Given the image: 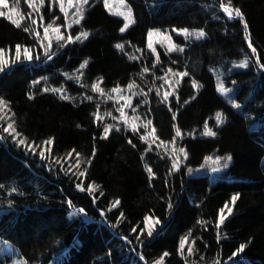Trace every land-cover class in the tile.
I'll list each match as a JSON object with an SVG mask.
<instances>
[{"label":"trees","instance_id":"1","mask_svg":"<svg viewBox=\"0 0 264 264\" xmlns=\"http://www.w3.org/2000/svg\"><path fill=\"white\" fill-rule=\"evenodd\" d=\"M127 1L134 23L125 32L120 31L124 18L103 0H91L68 31L74 38L87 32V39L62 43L66 46H58L51 60L42 56L39 63H17L0 72V99L6 104L0 120V239L13 242L27 264H48L62 253L60 264H264V69L256 61L258 56L264 63V0ZM224 4L239 8L243 20L228 18ZM43 13L51 19L48 7ZM153 28L205 35L186 40L173 33L183 51L158 47L157 60L147 48ZM30 29L0 17V49L20 45L41 53ZM245 57L252 60L248 68L231 70ZM218 68L235 85L240 109L218 92L212 71ZM169 69L188 75L164 102L157 86ZM129 83L144 96L141 113L152 120L160 141L173 142L180 129L174 143L187 158L179 170L172 169L168 154L149 150L138 129L121 127L102 138L105 126L96 119L106 104L101 98ZM8 124L19 139L39 145L36 152L4 133ZM47 140L53 141L51 155L43 162L39 151ZM211 154L231 157L218 176L188 172ZM77 159L80 171L66 174L62 163ZM81 181L83 192L75 187ZM116 200L120 204L113 207ZM225 205L232 207L230 214ZM72 208L84 209L88 218L71 217ZM148 216L160 223L152 237L145 229ZM184 239L191 242L187 256L179 251Z\"/></svg>","mask_w":264,"mask_h":264},{"label":"rangeland","instance_id":"2","mask_svg":"<svg viewBox=\"0 0 264 264\" xmlns=\"http://www.w3.org/2000/svg\"><path fill=\"white\" fill-rule=\"evenodd\" d=\"M91 0H88V3ZM107 8L114 14L120 15L125 19V22L130 26L133 23V12L126 0H104ZM8 7H0V11L5 12V16H11L13 20L19 21V24H26L30 28H32V32L36 38V42H38V45L42 49V52L40 53L37 51V49L29 48L33 54V60L32 61H26L24 60V49L25 46H20L21 49V60L16 61L15 55H16V47L14 49L9 50H3V52L0 55V59H3L8 62L9 65L14 66L17 63H39L41 62V57H45L43 55V48L41 45L43 44L45 47L47 46L48 42H52V48L50 54L56 53V48L60 46L62 43H67V37H68V31L69 28L68 25H72L75 23V20L81 19L83 16L84 11L86 10L87 4L81 3V0H44L43 3H41V0H7ZM226 7L231 8L228 5H225ZM48 7V12L51 15V19L47 20V15L43 13V8ZM54 9H57L55 11ZM223 10V8L221 7ZM33 20L35 23H33ZM60 28V33H57L54 31L55 28ZM48 28V35H44V29ZM177 31H170V30H161V29H155L151 30L152 35L148 38V45L151 44L152 48L155 49V55L158 53V47H163L166 49V51L169 49L178 50L181 47L175 42L173 38V33H177L179 35H182L186 40L200 38L198 37L199 32L201 30H189V34L185 35L182 32V29H176ZM39 33V35H37ZM63 35L65 39L63 41H57L58 35ZM73 40L75 38L73 37ZM147 45V47H148ZM149 50H151L148 47ZM152 51V50H151ZM153 52V51H152ZM37 53H39V59L36 58ZM46 61L48 60L45 58ZM245 59L248 60L249 66L252 63V60L248 57H245L239 61H235L231 64V70L236 69H245L237 67V65L241 64ZM11 67H6V69H9ZM216 76L217 79V90L218 92L226 98V100L231 103L234 107L235 104H238L235 98V85L232 83V85L228 84V80L225 79L228 72L225 69L218 68L212 70ZM163 79L162 82H160V85L157 86V90L159 91L160 95L163 97V93L165 91H168L171 93V95L176 93L177 86L179 84V81L181 77L176 73L175 71L167 72L166 75L161 78ZM223 85L224 88L228 89L229 91L225 94L220 91L221 86ZM120 92L113 93L110 91L109 93H105L104 98H101L102 100H106V104L104 107H102V112L99 114L100 117H102L101 121L104 124V126L112 125V130L116 129L117 127L121 129V127L125 128H132L135 127L139 131L143 132V135H145V123L148 120L146 115H143L141 113V105L142 103L140 101H144V96L139 94V91L136 90V88L133 86L132 89H128V87H122L120 88ZM135 93V95H133ZM131 96V105L132 108H136V112L133 113L132 108L127 107V98ZM100 97V96H99ZM139 99V104L136 103V99ZM111 100V104H108L107 101ZM104 102V100H103ZM240 105V104H239ZM118 108L123 109V114L121 112L117 111ZM236 108V107H235ZM239 108L236 109H240ZM5 114V115H4ZM0 116H3L4 119L6 117V111L5 107L3 108V111H0ZM113 117H116V119H113ZM219 116V120H222ZM2 124V123H0ZM153 128V125H149L147 128V131L150 132ZM211 131L210 129L205 130V134ZM10 134V133H9ZM15 139H17L15 136H13ZM0 138H3L2 134H0ZM156 143L152 144V147H157L158 149L162 150L164 153L168 154L172 159H174L176 156L180 158V166L184 165L186 162L185 159V153L186 150L182 153L179 151L180 147L176 143L173 142H163L160 141L155 133ZM153 137H149L147 140L148 145L151 143ZM163 142V143H161ZM32 146V145H30ZM46 147V146H45ZM43 147V148H45ZM22 149L26 150L27 152L34 153L30 151L29 149L22 146ZM36 152V151H35ZM187 154V153H186ZM45 157L47 159H42L43 162H48L49 160V153L45 151ZM211 157V159H209ZM217 157H226V156H220L217 154H211L209 155L204 164L200 167H197L195 169H192L191 173L193 175H202V174H210L212 176H218L222 171H224L226 168L222 167V165L225 163V161L221 160L220 164H215L213 161L216 160ZM74 163H62V165H66L68 168L69 165H73L71 169L75 171H80L79 166L77 164V160ZM231 160L227 161V164H229ZM213 169H216L213 171ZM79 209L81 208H72L70 212L71 217L81 216L84 218H88V215L86 211L84 210L83 213L79 212ZM228 209L232 210L231 206H228L226 209V213H229ZM230 214V213H229ZM149 217V216H148ZM151 217V216H150ZM152 218V227H153V233L156 232L160 226V223H156L158 219ZM146 231H148V224L146 222ZM185 247L182 251L184 255L187 256L189 254L188 248L191 247V242L188 239H184ZM65 253L57 255L49 264H60L63 260ZM0 264H27L26 259L22 256L21 251L19 248H17L12 242L8 240H1L0 241ZM156 264H161V262H157Z\"/></svg>","mask_w":264,"mask_h":264},{"label":"snow or ice","instance_id":"3","mask_svg":"<svg viewBox=\"0 0 264 264\" xmlns=\"http://www.w3.org/2000/svg\"><path fill=\"white\" fill-rule=\"evenodd\" d=\"M43 2H44V0H41V3H43ZM230 2H231V0H229V3H230ZM81 3H83V4H87V3H88V0H81ZM61 4H62V0H61ZM0 7H4V8L8 7L7 0H0ZM221 7L223 8V12L227 14V17H228V18H240L241 20H243V14L241 13V11H240L239 8L230 9L229 7H226V6H224V5H221ZM3 16H5V12L0 11V17H3ZM8 19H9L14 25H16L17 27L20 26L19 21H17V20H13L11 16H8ZM81 19H82V17H81ZM33 23H35L34 20H33ZM75 23H76V24H79V23H80V19L75 20ZM242 26H243L244 31L247 32L248 24H247L246 21L243 23ZM68 27H71V25H68ZM128 27H129V25H128L127 23H125V24L123 25V27L120 28V31H121V32H124ZM24 31H28V29L25 28ZM54 31L57 32V33H60V28L57 27V28L54 29ZM173 31H177V30H176V29H173ZM182 32H183L185 35H188V34H189V30H188L187 28L182 29ZM37 35H39V33H37ZM44 35H45V36L48 35V28H45V29H44ZM151 35H152V33L149 32V33H148V36L150 37ZM204 35H205V33H204L203 31H201V32H199L198 37H203ZM87 37H88V33H87V32H80V33L75 37V40H76V41H79V40H81V38L87 39ZM64 39H65V37H64L62 34H61V35H58V37H57V41H58V42H59V41H63ZM71 42H73V37H72V35H68V37H67V43H71ZM60 46L63 47V46H66V45H60ZM41 47L43 48V55H44L48 60H51V59L53 58V55H54V53L50 54V52H51V48H52V42L49 41L46 47L42 44ZM115 47H116L117 49H122V48L124 47V45H123V44H117V45H115ZM148 47L153 51V53H155V49L152 48L151 44H149ZM248 48L251 50L252 53H256V52H257V49H256L255 47H253L251 40L248 41ZM172 50H173V49H169V51H172ZM179 50H180V51H183V48H180ZM2 52H3V50L0 49V53H2ZM36 58L39 59V53H37ZM156 59L159 60V56H158V55H157ZM15 60H16V61H20V60H21V49H20V45H17V46H16ZM24 60L29 61V62L33 60V54H32V52H31V50H30L29 48H27V47H25V49H24ZM256 61H257L258 65H259V67H260L261 69H264V63H259V57H258V56L256 57ZM84 63L86 64L87 61H85ZM6 67H11V65H9L7 61H5V60H3V59H0V72L5 71V70H6ZM83 67H84V64L81 65V68H83ZM237 67H240V68H248V67H249V62H248V60L245 59L241 64L237 65ZM148 71H149L148 68H144V69H143V72H145V73H147ZM168 71L171 72V69H169ZM178 75H179L180 77H185V76L188 75V73H187V72H179ZM36 83H39V81H37ZM193 85H195V81H193ZM127 87H128V89H132V88H133V84H132V83H129ZM93 90H94V91L101 92V94H102V89L99 88L98 84H94V85H93ZM43 91H44V92H48L49 89H48L47 87H45V88L43 89ZM52 91L57 92V91H59V89H52ZM111 91H112L113 93H116V92H120L121 89H120L119 87H115V88L111 89ZM220 91H221L222 93H225V94H226L229 90L226 89V88H224L223 85H222L221 88H220ZM133 95H135V93H133ZM145 95H146V94H145ZM157 95H160L159 91H157ZM170 95H171L170 92L165 91V92L163 93V98H162L163 101H164V102H167L168 97H169ZM63 98H64V99H67V97H63ZM88 99L91 100V97L89 96ZM4 107H6L5 101L2 100V99H0V111H3V108H4ZM127 107L132 108V105H131V96H129V97L127 98ZM235 107H236V108H239L240 105H239V104H235ZM117 111H119V112H121V114H123V109H122V108H118ZM132 111H133V113H135V112H136V108H132ZM173 118L175 119V117H173ZM2 119H4V117H3V116H0V120H2ZM96 119H97V120H100V119H102V117H100V116L98 115V113H97V115H96ZM113 119H116V117H113ZM217 119H218V121H219V117H218ZM151 124H152V120L148 119V120L146 121L145 125H144L145 130H146L145 135L141 136V139L144 140V141H147V140L149 139V137H153L151 143L148 145V149H149V150H151L152 144H155V143H156V138H155L156 129L153 127V128L151 129L150 132L147 131L148 126L151 125ZM112 127H113L112 125H107V126H105V127L103 128V135H102V138L106 139V138L108 137V134H109L110 131L112 130ZM119 130H120V129L117 127V128H116V131H119ZM136 130H137V129H136L135 127H133V131H136ZM2 131H3L4 133L14 134V136L17 138V139H16V143H17L18 145H20V146H24L25 148L29 149V150L32 151V152H35L36 148L39 147V145H36L35 147L30 146V145H28V144L26 143L25 139H19V138H18V137H19V133L16 132V129H14V128L12 127V124H8V126H7V127H4V128L2 129ZM206 134H207V135H210V136H215V135H216V133H215V132H212V131H208ZM179 136H181V131H180V129L177 127V128H175V135H174V137H173V143L175 142V138H176V137H179ZM5 139H6V137H5ZM128 142H129L130 144L132 143L131 140H129ZM52 143H53L52 140H47V141L44 142V144L46 145V147H45V148H42V149L39 151V157H40L41 159H47V157H45V151L49 152V155H51V145H52ZM161 143H163V142H161ZM157 147H159V145H158ZM179 151L183 153L185 150H184V148H180ZM93 155H94V153H93ZM69 157H71V153H69ZM77 157H79V154H78V153H77ZM186 158H187V154L185 153V159H186ZM209 159H211V157H209ZM221 160L225 161V163L222 165V167H225V168H226V167L228 166L227 161L231 160V157H230V156H228V157H217L216 160L213 161V163H215V164H220ZM55 162H56V163H59V161H55ZM78 163H79V160L77 159V164H78ZM90 163H91V160H89V164H90ZM61 167H63V165H61ZM72 167H73V165H69V166H68V169H65L66 174H67V172H68ZM171 167H172V169H174V170H179V169H180V158H179L178 156H176V157L172 160ZM215 170H216V169H213V171H215ZM152 171H153V170H152L151 167H148V168H147V172L150 174V178H151ZM191 171H192V169H188V172H191ZM79 176H84V173H83V172L79 173ZM82 183H83V182L81 181V183H77V184L75 185V187H76L79 191H81V192L85 191L84 187H82ZM3 187H4V185H3V184H0V188H3ZM13 191H16V189H13ZM88 191H91V188H89ZM231 199H232V202L235 203V201H236V199H237V196H236V195H233V196L231 197ZM68 203L71 204V201H68ZM119 204H120V201H119V200H116L115 203L113 204V207H116V206L119 205ZM167 206H168L169 209H171V208L173 207V205H172L171 202H169ZM225 207L227 208V205H225ZM221 211H223V210H221ZM228 211H229V213H231L232 210H231V209H228ZM79 212H80V213H83V212H84V209H82V208L79 209ZM223 220H224V217L221 216V217H220V222L223 223ZM146 222H147V224H148L147 236H148V237H152V236H153V227H152V223H153V222H152V218H151L150 216H149V217H146ZM158 222H159V221H156V223H158ZM132 231H133V232H136V228H133ZM184 247H185V242H184V240H182L181 243H180V246H179L181 252L183 251ZM243 248H244V245H240V249L243 250ZM188 252H189V253L192 252L191 247L188 248ZM167 255H168V253H164V256H167Z\"/></svg>","mask_w":264,"mask_h":264},{"label":"bare ground","instance_id":"4","mask_svg":"<svg viewBox=\"0 0 264 264\" xmlns=\"http://www.w3.org/2000/svg\"><path fill=\"white\" fill-rule=\"evenodd\" d=\"M170 171V170H169ZM180 251V250H179ZM125 257V256H124Z\"/></svg>","mask_w":264,"mask_h":264}]
</instances>
